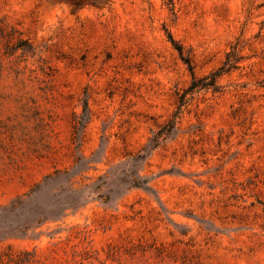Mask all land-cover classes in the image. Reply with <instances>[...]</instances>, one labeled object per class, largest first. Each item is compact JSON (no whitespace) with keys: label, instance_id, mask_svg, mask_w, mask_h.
Wrapping results in <instances>:
<instances>
[{"label":"rangeland","instance_id":"rangeland-1","mask_svg":"<svg viewBox=\"0 0 264 264\" xmlns=\"http://www.w3.org/2000/svg\"><path fill=\"white\" fill-rule=\"evenodd\" d=\"M0 264H264V0H0Z\"/></svg>","mask_w":264,"mask_h":264},{"label":"trees","instance_id":"trees-1","mask_svg":"<svg viewBox=\"0 0 264 264\" xmlns=\"http://www.w3.org/2000/svg\"><path fill=\"white\" fill-rule=\"evenodd\" d=\"M76 6L80 7L82 6L85 2H87L88 0H71ZM170 40L172 41V43L174 44L175 48L181 53V50L180 48L175 44V42L173 41L172 38H170ZM224 72H227V70L225 69V65H223V67H221L217 72L211 74L210 77H207L205 79H211L210 80V83L209 85L210 86H213L214 84H216V80L218 77H220L221 75L224 74ZM198 80H196L195 78H193V82H192V85L190 87V89H193V88H196L198 85ZM69 208H73V207H69ZM66 209H68V207H65L64 209L60 210V211H57L56 213H53V214H50V215H39L38 216V219L36 222H43V221H46L50 218H59L63 211H65Z\"/></svg>","mask_w":264,"mask_h":264}]
</instances>
